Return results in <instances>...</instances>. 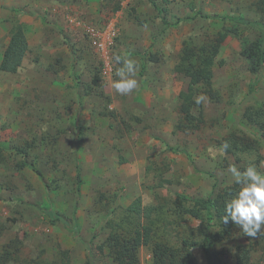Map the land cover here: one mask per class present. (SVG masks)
I'll return each instance as SVG.
<instances>
[{"label": "rangeland", "instance_id": "obj_1", "mask_svg": "<svg viewBox=\"0 0 264 264\" xmlns=\"http://www.w3.org/2000/svg\"><path fill=\"white\" fill-rule=\"evenodd\" d=\"M257 1L0 0V264H112L99 247L110 222L130 227L137 198L155 207V241L210 264L201 243L222 227L181 213L177 196L190 207L233 186L231 164L264 173V70L252 72L243 54L262 40ZM19 26L29 47L9 73L3 55ZM109 28L102 52L89 31ZM224 30L240 36L227 37L207 83L194 88L176 71L184 45ZM114 53L137 61L139 87L128 95L111 87ZM190 92L183 114L181 94ZM200 94L207 100L197 105ZM224 141L227 153L213 159L209 147ZM240 248L243 264H264V227L249 241L233 224L210 246L223 264H240ZM138 255L151 264L152 247Z\"/></svg>", "mask_w": 264, "mask_h": 264}, {"label": "trees", "instance_id": "obj_2", "mask_svg": "<svg viewBox=\"0 0 264 264\" xmlns=\"http://www.w3.org/2000/svg\"><path fill=\"white\" fill-rule=\"evenodd\" d=\"M256 10L264 16V0L256 2ZM209 17V16H204ZM238 23H246L240 20ZM262 40L257 50L245 48L243 54L246 55L250 62V70L254 73L264 70V27H260ZM234 33L240 36L237 31L224 30L218 33L214 39L201 46L194 44H185L181 53V63L176 67V71L189 78L190 84L197 88L201 84L207 83L208 75L214 66L216 56L218 55L221 45L225 42L227 37ZM246 44L248 43L245 40ZM28 40L25 35L24 29L19 26L15 29L11 36L9 44L3 55V62L6 65V70L9 73H17L20 69L24 56L28 50ZM204 93L209 95L210 98H215V92L208 87ZM194 92L182 93L181 98L183 103L180 107L181 113L190 111L193 103ZM197 125L190 128L188 126H180L182 132L187 130H196ZM264 137V134H263ZM244 143V141H243ZM243 145V144H241ZM0 146V157H1ZM23 154H26L22 150ZM80 183L78 177V185ZM80 187V185L78 186ZM237 186L234 184L222 192L211 195L206 199H195L191 201V206L186 207L183 203L189 202L188 198L178 195L177 198L182 201L179 203L181 213L188 215L194 219H199L205 215L207 229L213 228L216 222H219L221 229L217 232L211 233L201 243L203 253L210 264H223L218 256V253L210 249V246L215 242L226 240L231 234L233 224L230 222L223 224L221 217L224 213L225 201L230 199L231 194L236 190ZM78 193L80 189L78 188ZM79 195V194H78ZM77 206V203H76ZM155 207L144 206L141 198H137L127 208V215L125 221L130 224L124 223L114 224L110 222V232L103 243L99 247L100 251L105 253L111 260L112 264H141L139 260V251L142 247H152V262L151 264H198L194 254L187 247H174L165 242L155 241V223L152 215ZM248 237L251 241L252 237ZM241 252L238 256V262L243 264L249 259L248 250L240 248ZM9 253H6V256Z\"/></svg>", "mask_w": 264, "mask_h": 264}, {"label": "clouds", "instance_id": "obj_3", "mask_svg": "<svg viewBox=\"0 0 264 264\" xmlns=\"http://www.w3.org/2000/svg\"><path fill=\"white\" fill-rule=\"evenodd\" d=\"M112 60L118 67L115 70L116 79L112 81L111 87L121 95H128L139 87V82L135 78L137 61L128 53H114ZM206 100L207 97L203 94L195 97L197 105ZM229 148V142L224 141L219 147H209L208 151L215 159L217 155H225ZM227 171L237 188L230 199L225 201V214L221 220L225 225L233 223L249 237H256L264 227V173L258 172L256 166L252 164L243 171L235 164H231Z\"/></svg>", "mask_w": 264, "mask_h": 264}, {"label": "built area", "instance_id": "obj_4", "mask_svg": "<svg viewBox=\"0 0 264 264\" xmlns=\"http://www.w3.org/2000/svg\"><path fill=\"white\" fill-rule=\"evenodd\" d=\"M91 32V33H90ZM90 36L92 37V42L97 48L104 52L106 49L107 42H111L112 40V29H107L104 32L96 31V30H90L89 31Z\"/></svg>", "mask_w": 264, "mask_h": 264}]
</instances>
